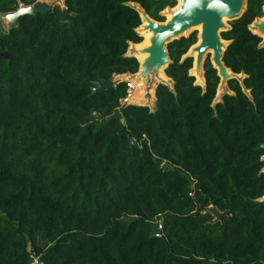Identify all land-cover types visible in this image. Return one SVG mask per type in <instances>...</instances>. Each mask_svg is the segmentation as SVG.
<instances>
[{
	"label": "trees",
	"instance_id": "16d2710c",
	"mask_svg": "<svg viewBox=\"0 0 264 264\" xmlns=\"http://www.w3.org/2000/svg\"><path fill=\"white\" fill-rule=\"evenodd\" d=\"M136 5L163 22L176 2L64 0L0 31V264H264V42L250 28L264 0L220 32L242 75L229 92L215 101L208 58L195 83L191 32L166 46L173 85L157 84L153 110L122 102L123 81L93 92L138 70Z\"/></svg>",
	"mask_w": 264,
	"mask_h": 264
},
{
	"label": "water",
	"instance_id": "95a60500",
	"mask_svg": "<svg viewBox=\"0 0 264 264\" xmlns=\"http://www.w3.org/2000/svg\"><path fill=\"white\" fill-rule=\"evenodd\" d=\"M62 1L64 3V0ZM56 4L59 5L58 0H52L51 3L35 1L31 5H22L15 11L0 13V20L5 21V30L9 31L18 26L21 16L48 13ZM245 8L246 0H180L177 8L170 12L169 19L158 22L151 19L142 8L136 5L141 24L143 25L144 23L142 26L143 30L149 31L151 36L149 44L137 51L147 54L144 60L141 63L139 62L137 72L133 74L127 73L125 76H130L132 79L137 80L141 78L151 80L158 76L160 69L164 73L165 68L171 62L167 53V44L175 39L188 36L191 33L188 32L189 30L200 25L199 42L197 39L196 43L182 57L192 58L191 69L193 72H190V75H196L199 78L201 76L204 82L203 85H205L203 64L209 54L208 51L212 50L210 62L217 70L220 78L219 84L227 82L230 78H237L239 74L233 73L222 62V54L227 42L221 39L220 32L228 29V25L224 22L225 19L234 20L240 18ZM61 15L63 21H67L70 18L65 8L62 10ZM252 29L254 30L252 32L262 37L264 42L263 17L253 21ZM193 52H196L195 57L192 56ZM2 56L6 57L5 53H2ZM159 83L164 82H158L157 84ZM96 84L97 86L93 89V92H100L109 88L113 84V81H97ZM118 115L119 111L115 109L110 117H117ZM123 121L124 119L120 118V122L123 123ZM209 211L216 218H221L223 213H228L227 211L223 213L218 212L214 208H210ZM134 219L132 217L130 221ZM160 228V224L152 226L154 233H159Z\"/></svg>",
	"mask_w": 264,
	"mask_h": 264
},
{
	"label": "rangeland",
	"instance_id": "374dc122",
	"mask_svg": "<svg viewBox=\"0 0 264 264\" xmlns=\"http://www.w3.org/2000/svg\"><path fill=\"white\" fill-rule=\"evenodd\" d=\"M35 1H45V2H48V3H51L52 2V0H35ZM175 2H176V5L178 4V2H179V0H175ZM58 4H59V6H63L64 5V3H63V1L62 0H58ZM172 9H175V6L174 7H172V8H170V7H167V8H165L163 11H162V15L164 16V21L165 20H167V14L170 12V11H172ZM229 21H231V20H224V22L228 25V22ZM142 25V24H141ZM229 26V25H228ZM251 27H252V24H251ZM5 28H6V24H5V21H2V20H0V31H4L5 30ZM139 31V32H138ZM137 32H138V34L140 35V36H142L141 35V32H140V29L138 28V30H137ZM188 32H194V33H196V38L198 39V33H199V31H198V29L197 28H192L191 30H189ZM143 39V36L141 37V40ZM136 52H137V49L134 47V45L132 44V43H129V45H128V48H127V52H126V55H130V56H134L135 54H136ZM135 57V56H134ZM210 57H211V54L209 53L208 54V56H207V58L210 60ZM136 58V57H135ZM138 61V60H137ZM138 64H139V61H138ZM192 69H190V71H191ZM194 77H195V83H197V84H200L201 86H204L203 84H204V82H203V78H202V80H201V76H200V78L199 77H197L196 75H194ZM239 80H241L242 79V75H238V77H237ZM124 80H128V81H130V82H132V85L134 84V82H136V81H138V80H141V79H132V77H130V76H125V74H119V75H114L113 77H112V81H113V83H116V82H118V81H124ZM144 82H143V84H142V88H143V90H144V92H145V95H144V97H143V101L141 102V103H136V104H143V105H147L148 106V108L149 109H151V110H153L154 108H155V101L153 100L154 99V93H155V86H156V84L158 83V82H164L165 84H167L169 87H171L172 88V85H173V83H172V80H170L169 78L167 79V80H162L161 78H159V77H155V78H153V79H151V80H148V79H146V78H144V80H143ZM153 89V98L151 97V90ZM131 91V93H130V95L132 94V92H134L135 90L134 89H131L130 90ZM225 92H229V90H228V87H227V82H225V83H220L219 85H218V88H217V91H216V96H215V101H217V100H220V98H221V96H222V94L223 93H225ZM129 93V92H128ZM129 95V96H130ZM122 102H124V100H122ZM127 103H133V102H131L130 100H129V97H128V99H127Z\"/></svg>",
	"mask_w": 264,
	"mask_h": 264
},
{
	"label": "bare ground",
	"instance_id": "6f19581e",
	"mask_svg": "<svg viewBox=\"0 0 264 264\" xmlns=\"http://www.w3.org/2000/svg\"><path fill=\"white\" fill-rule=\"evenodd\" d=\"M179 2H180V0H179ZM179 2H178V4H179ZM178 4L175 6V8H177ZM173 10H175V9H172V11ZM170 12L166 15L167 16V20L170 18ZM262 17L264 18V15ZM143 25H144V23H143ZM143 25H140L138 27L140 29L141 35L143 36V39L139 43L133 44L134 47L137 49V51L140 50L141 48H143L144 46H147L149 44V38L151 36L149 31L143 30V27H142ZM138 28H137V30H138ZM195 28H197L199 33H200L201 26L198 25ZM250 28H252L251 25H250ZM252 31H254V30L252 29ZM199 33H198V35H199ZM198 42H199V39H198ZM208 52L212 55V50H209ZM195 55H196V52H193L192 56L195 57ZM134 56L141 63L144 60V58L147 56V54L146 53H141V52H136V54ZM190 72H193V70H191ZM157 77L161 78L162 80H167L168 79L167 76L162 72V69H160ZM143 80H144V78H141V80H138V81L134 82L133 89L135 91L132 92V94L129 96V100L131 102L141 103L144 100L143 97L145 95V92H144V90L142 88V84L144 82ZM201 80H202V77H201ZM150 93H151V97L153 98V89L151 90Z\"/></svg>",
	"mask_w": 264,
	"mask_h": 264
},
{
	"label": "built area",
	"instance_id": "2783aa9c",
	"mask_svg": "<svg viewBox=\"0 0 264 264\" xmlns=\"http://www.w3.org/2000/svg\"><path fill=\"white\" fill-rule=\"evenodd\" d=\"M118 82H120V81H118ZM123 82L126 83V87H127V93H126V96H125V98L123 100H124L125 103H127V99H128V97H129V95L131 93L130 90L133 89V85H132V82H130L128 80H124ZM29 264H43L42 263V259H41V255L40 254L31 253L30 254Z\"/></svg>",
	"mask_w": 264,
	"mask_h": 264
},
{
	"label": "crops",
	"instance_id": "0c3cea01",
	"mask_svg": "<svg viewBox=\"0 0 264 264\" xmlns=\"http://www.w3.org/2000/svg\"><path fill=\"white\" fill-rule=\"evenodd\" d=\"M132 44H134V43H132ZM154 101H155V96H154ZM134 103V102H133ZM141 105H143V104H141Z\"/></svg>",
	"mask_w": 264,
	"mask_h": 264
},
{
	"label": "snow or ice",
	"instance_id": "6c2138e0",
	"mask_svg": "<svg viewBox=\"0 0 264 264\" xmlns=\"http://www.w3.org/2000/svg\"><path fill=\"white\" fill-rule=\"evenodd\" d=\"M22 11H26V10H22Z\"/></svg>",
	"mask_w": 264,
	"mask_h": 264
}]
</instances>
